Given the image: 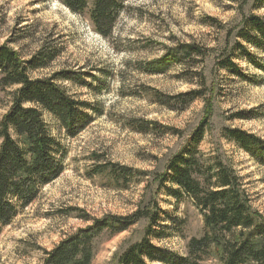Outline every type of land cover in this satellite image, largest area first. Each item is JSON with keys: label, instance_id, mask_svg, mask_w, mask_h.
Instances as JSON below:
<instances>
[{"label": "rangeland", "instance_id": "374dc122", "mask_svg": "<svg viewBox=\"0 0 264 264\" xmlns=\"http://www.w3.org/2000/svg\"><path fill=\"white\" fill-rule=\"evenodd\" d=\"M244 2L127 0L113 37L107 40L62 0H0V45H7L23 60L42 49L56 53L47 68L32 72L31 77L49 79L61 71L76 73L79 83L58 84L70 96L90 104L94 118L77 138L68 139L57 123L46 117L66 149V171L3 230L0 264H39L45 251L90 226L86 219L127 216L137 210L146 183L121 189L108 185L105 176L90 178L88 172L94 164L159 172L183 147L203 119L205 103L196 101L184 111L160 105L158 97L168 101L197 87L179 78L180 66L166 74L146 73L147 64L160 60L166 47L182 43H196L206 49L209 82L222 88L214 101L212 132L200 151L206 157L219 155L236 171L253 208L264 216V165L223 137V131L231 128L264 141V72L239 61L243 72L254 78L248 83L215 69V57L224 46L226 32L242 22L240 8ZM244 11L247 16L264 19V7H258L256 0H248ZM14 90L0 86V121ZM242 111L257 112L249 120L234 118ZM133 124L147 129L135 131ZM160 200L163 209L174 210L172 199L162 196ZM176 214L188 221V239L202 233V217L191 204H183ZM144 226L142 222L118 236L103 238L94 264H115V256L141 239ZM187 241L174 236L160 245L183 254Z\"/></svg>", "mask_w": 264, "mask_h": 264}, {"label": "trees", "instance_id": "16d2710c", "mask_svg": "<svg viewBox=\"0 0 264 264\" xmlns=\"http://www.w3.org/2000/svg\"><path fill=\"white\" fill-rule=\"evenodd\" d=\"M126 2L62 0L74 15L88 19L93 32L107 40L113 37ZM256 3L264 7V0ZM247 4L245 0L240 8L243 19L238 28L226 32L224 46L215 57V69L253 83L254 78L245 74L238 62L246 61L264 72V19L247 16ZM165 51L160 60L147 64L146 73L166 74L180 66L179 78L197 89L168 101L158 97L157 102L184 111L196 101H203V119L159 172L94 164L88 176H105L108 185L128 189L130 184H147L137 210L127 216L86 219L90 226L45 251L39 264H94L103 238L118 236L142 222L145 226L141 239L115 256V264H264V216L253 208L244 181L236 171L219 155L206 157L200 151L212 132L214 101L218 91L222 92L207 77V51L196 43L166 47ZM56 57V53L42 49L23 60L7 45H0V86L16 88L0 121V235L66 171V149L46 117L54 120L68 139L77 138L94 121L92 106L70 96L58 84L79 83L76 73L61 71L49 79L31 77L32 72L47 68ZM256 112L242 111L234 118L249 120ZM132 129L144 132L147 128L133 124ZM223 137L264 165V141L259 137L231 128L223 131ZM162 196L174 201L172 212L162 208ZM187 203L203 221L202 233L189 239L187 219L176 214ZM174 236L188 240L185 253L160 245Z\"/></svg>", "mask_w": 264, "mask_h": 264}]
</instances>
